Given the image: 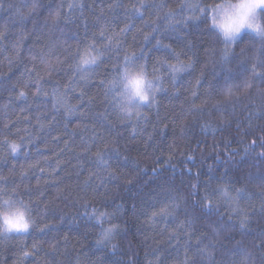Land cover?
Listing matches in <instances>:
<instances>
[{"label":"trees","instance_id":"16d2710c","mask_svg":"<svg viewBox=\"0 0 264 264\" xmlns=\"http://www.w3.org/2000/svg\"><path fill=\"white\" fill-rule=\"evenodd\" d=\"M217 2L0 0V193L27 204L33 221L0 237V264H209L200 252L209 244L212 264H264V49L248 33L220 39L210 24ZM85 49L98 60L82 72ZM133 54L142 58L126 62ZM159 61L190 66L173 78ZM141 64L161 90L126 115L115 78ZM113 148L128 162L98 166L96 154ZM110 174L117 179L101 185ZM225 181L246 190L238 208L216 199L218 213L183 227L185 202ZM162 207L171 215L153 219ZM93 208L112 214L104 228L116 226L102 246L85 214Z\"/></svg>","mask_w":264,"mask_h":264},{"label":"clouds","instance_id":"9594fccd","mask_svg":"<svg viewBox=\"0 0 264 264\" xmlns=\"http://www.w3.org/2000/svg\"><path fill=\"white\" fill-rule=\"evenodd\" d=\"M211 11L210 24L223 42L236 41L244 33L264 39V0H219ZM140 71L139 66L126 65L115 78L118 107L126 115L150 103L156 93L158 81L147 74L141 77ZM32 228L28 205L0 193V233H27Z\"/></svg>","mask_w":264,"mask_h":264},{"label":"snow or ice","instance_id":"6c2138e0","mask_svg":"<svg viewBox=\"0 0 264 264\" xmlns=\"http://www.w3.org/2000/svg\"><path fill=\"white\" fill-rule=\"evenodd\" d=\"M3 5L0 4V7H2ZM166 5L164 4H160V5H156L154 7H156L157 9L159 8H163ZM11 7V6H10ZM68 7L70 9L75 10L78 7H82V5H79L77 3H70L68 5ZM145 7V5H141V8ZM198 5H192V4H185L182 5V8H197ZM135 11L137 12V14L142 15V13L140 12L139 9H135ZM201 11H203L201 9ZM173 13L171 12V10L169 11V13L166 15V19H171L173 17ZM126 29H122L121 32L123 33ZM153 31H155V29H153ZM145 40H148V37H145ZM235 41L232 42H226L227 44L233 43ZM260 44H261V49H264V39L260 40ZM158 45H161L162 47L168 48L170 46L168 45H162L161 41H157ZM141 53H143V50H141ZM179 62V54L175 53V51L173 50L171 53ZM142 58L141 56H135V54H133V56L129 57L126 56L125 57V61L129 62V63H135V61L140 60ZM224 59H227V53H225V57ZM97 60L98 57L97 56H91L90 52L85 49L84 53L80 55V59H79V63L77 65V70L79 71H91L93 70L91 67L92 65H96L97 64ZM159 63L161 64V67H164L165 65L167 66L168 69H171L172 73H173V78H175V74L186 69L187 67H189V64H183V62L181 63V67H177L176 65H172V64H167L166 61H159ZM140 75L141 77H143L144 74H146L145 72V65L141 64L140 66ZM253 72L255 73V66L253 67ZM83 78V77H82ZM157 79H160L159 77H157ZM259 79L264 80V74H261V76L259 77ZM161 89L157 86L156 91H160ZM226 95H231V89L228 90V93ZM262 95H264V93H262ZM20 96L23 97L25 96V93L23 91L20 92ZM142 99L147 100V96L142 97ZM155 103V96L153 97V99L151 100L150 104ZM217 111H221V109H217ZM211 127L210 124L205 123L203 125H201V131H207L209 128ZM133 135H135L137 129L134 127L133 128ZM184 133V130H182V134ZM151 139V137H150ZM256 145V141L254 140L252 142L251 145H249V148H251L252 150H254ZM261 147H264V144L260 145ZM17 149L16 145H12V151L15 152ZM248 149H246L245 151H247ZM261 157H264V153L260 154ZM97 160L96 163L98 166L103 167L104 169H108L112 166V163H115L117 167H120L121 163L126 164L128 162V157L121 156V153L119 151V149L113 148L109 151L103 152V153H97ZM172 155H169L168 161L170 162L172 160ZM188 160H193L194 156L192 155H187L186 157ZM159 158H157L158 160ZM112 162V163H110ZM190 170V169H189ZM162 171V168H152V172L159 174ZM225 174H228V170H225ZM253 177L249 176L248 179H252ZM257 179H259V181L261 182V184H264V175H258V177H256ZM117 179V177L115 175L110 174L108 180H102L101 181V185L110 182L111 180H115ZM193 188L196 187V185L192 186ZM233 191L235 192V195H233ZM189 197H191L193 195V193H189L188 194ZM247 196L246 190L244 188H234V186H230L228 181L224 182V186H220L218 185L217 188L208 195H205L204 197L200 198L195 204L192 205L191 208H188V202H185V206H186V210L185 211V215L187 217H190L189 219H187L185 222H183V227L186 228H191L194 224V222L199 221V218L201 215L204 214V210H207V213H212L213 211H216L218 213V209L216 208V199L222 200L226 203H228L230 206L231 205H236L238 208L239 205V200L240 199H244ZM169 199H172L173 201H175V197H171L169 196ZM176 207H179V205L177 204ZM261 212L264 213V204L261 205ZM231 211H236V209H231ZM88 216L89 221H95L96 224L100 225V231L98 233V240L96 241L97 246H102L105 245L107 242H110L113 238H114V233L116 231V226L113 225L111 227L108 228H104L102 226L101 221H106L109 217L112 216L111 213L108 212H100L98 209L93 208L91 212H87L85 213ZM239 215V213H237ZM160 216L161 218H163L164 216H168L171 215V213L169 212L167 207H162L159 211V213L157 212H153L152 213V218L155 219L157 216ZM221 219H223V217H221ZM245 223V221H241V227H243V224ZM43 231V230H42ZM214 234L219 235V230L214 229ZM17 234H24V233H17ZM0 237H3L5 239L9 238L8 234L6 233H0ZM36 245H33V248H35ZM212 247L214 248L215 245L214 244H209L206 245L204 248L200 249L201 254H207L208 255V259H209V264H212L213 261V257L212 254L210 252H208V248ZM28 253H25V256H27Z\"/></svg>","mask_w":264,"mask_h":264},{"label":"rangeland","instance_id":"374dc122","mask_svg":"<svg viewBox=\"0 0 264 264\" xmlns=\"http://www.w3.org/2000/svg\"><path fill=\"white\" fill-rule=\"evenodd\" d=\"M230 44H232V43H230ZM230 44H229V45H230Z\"/></svg>","mask_w":264,"mask_h":264}]
</instances>
